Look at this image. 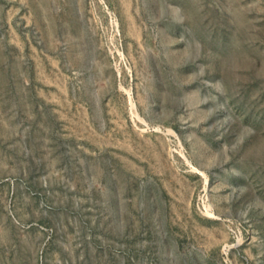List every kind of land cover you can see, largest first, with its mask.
Listing matches in <instances>:
<instances>
[{
    "label": "rangeland",
    "instance_id": "obj_1",
    "mask_svg": "<svg viewBox=\"0 0 264 264\" xmlns=\"http://www.w3.org/2000/svg\"><path fill=\"white\" fill-rule=\"evenodd\" d=\"M0 264H264V0H0Z\"/></svg>",
    "mask_w": 264,
    "mask_h": 264
},
{
    "label": "bare ground",
    "instance_id": "obj_2",
    "mask_svg": "<svg viewBox=\"0 0 264 264\" xmlns=\"http://www.w3.org/2000/svg\"><path fill=\"white\" fill-rule=\"evenodd\" d=\"M49 33V32H48ZM50 34H51V31H50Z\"/></svg>",
    "mask_w": 264,
    "mask_h": 264
}]
</instances>
